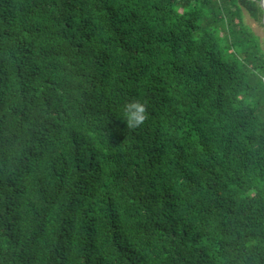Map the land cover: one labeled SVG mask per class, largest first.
I'll return each mask as SVG.
<instances>
[{"label":"trees","instance_id":"16d2710c","mask_svg":"<svg viewBox=\"0 0 264 264\" xmlns=\"http://www.w3.org/2000/svg\"><path fill=\"white\" fill-rule=\"evenodd\" d=\"M244 13L263 19L259 0H0V264H264Z\"/></svg>","mask_w":264,"mask_h":264},{"label":"clouds","instance_id":"9594fccd","mask_svg":"<svg viewBox=\"0 0 264 264\" xmlns=\"http://www.w3.org/2000/svg\"><path fill=\"white\" fill-rule=\"evenodd\" d=\"M147 119L145 107L140 102H133L127 105L126 122L127 126L138 127Z\"/></svg>","mask_w":264,"mask_h":264},{"label":"rangeland","instance_id":"374dc122","mask_svg":"<svg viewBox=\"0 0 264 264\" xmlns=\"http://www.w3.org/2000/svg\"><path fill=\"white\" fill-rule=\"evenodd\" d=\"M244 22L259 38L261 49L264 52V24L262 20L260 22L254 21L248 14L244 13Z\"/></svg>","mask_w":264,"mask_h":264},{"label":"water","instance_id":"95a60500","mask_svg":"<svg viewBox=\"0 0 264 264\" xmlns=\"http://www.w3.org/2000/svg\"><path fill=\"white\" fill-rule=\"evenodd\" d=\"M259 5H260V8L263 11V19H262V22L264 24V0H259Z\"/></svg>","mask_w":264,"mask_h":264}]
</instances>
